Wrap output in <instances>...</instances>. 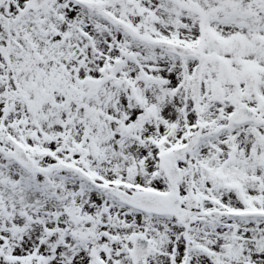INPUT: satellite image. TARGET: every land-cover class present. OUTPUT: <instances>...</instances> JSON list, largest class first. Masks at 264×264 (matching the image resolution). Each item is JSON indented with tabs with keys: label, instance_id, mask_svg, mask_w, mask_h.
<instances>
[{
	"label": "snow or ice",
	"instance_id": "6c2138e0",
	"mask_svg": "<svg viewBox=\"0 0 264 264\" xmlns=\"http://www.w3.org/2000/svg\"><path fill=\"white\" fill-rule=\"evenodd\" d=\"M0 264H264V0H0Z\"/></svg>",
	"mask_w": 264,
	"mask_h": 264
}]
</instances>
